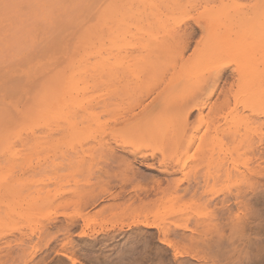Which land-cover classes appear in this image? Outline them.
I'll list each match as a JSON object with an SVG mask.
<instances>
[{
	"label": "rangeland",
	"instance_id": "374dc122",
	"mask_svg": "<svg viewBox=\"0 0 264 264\" xmlns=\"http://www.w3.org/2000/svg\"><path fill=\"white\" fill-rule=\"evenodd\" d=\"M243 15L263 16L264 0H0V264H211L207 250L175 256L159 242L155 228L126 226L152 206L139 213L143 203L136 194L153 180L169 177L160 174L156 162L169 152L157 141L151 147L156 159L145 162L141 156L151 149L133 158L122 145L131 150L143 138L171 129L182 112L170 96L152 102L153 93L175 70L197 64V54L206 48L192 49L211 17L220 24L223 16L237 22ZM251 27L243 23L246 30ZM190 28L196 34L181 62L180 39L168 36ZM249 43L253 46L244 36L227 48L215 41L207 49L224 50V60H231ZM232 67L226 68L219 89L228 87ZM207 107L200 132L210 128L213 113ZM196 115L194 110L189 120L195 122ZM100 138L102 145L96 142ZM88 185L99 198L94 204L75 199L53 206L51 200L62 202L67 192ZM162 202L151 210L164 222L189 205L187 199ZM189 206L186 213L194 212ZM258 212L264 223V208ZM63 213L76 220L70 235L59 226L46 230ZM257 238L264 260V229ZM188 244L184 247L191 249ZM65 248L67 256L60 253Z\"/></svg>",
	"mask_w": 264,
	"mask_h": 264
},
{
	"label": "bare ground",
	"instance_id": "6f19581e",
	"mask_svg": "<svg viewBox=\"0 0 264 264\" xmlns=\"http://www.w3.org/2000/svg\"><path fill=\"white\" fill-rule=\"evenodd\" d=\"M223 17H225L224 20L219 19L221 25L215 24L212 17L208 18L209 23L202 25L204 30L200 29V39L195 41L192 50L202 45L206 51L197 56L195 54L198 58L195 66L175 70L173 76L165 80L159 77L163 80L164 87L153 93L152 102L158 103L165 96L166 98L170 96L172 99L169 98V100H173L175 104L173 106L182 112L181 118L178 120L177 117L174 120L168 132L151 134L143 138L142 142L139 141L141 143L134 145V149L129 150V147L122 145L125 154L133 158L135 153H142L141 149L149 151L153 144H158L157 141L165 143V149L169 152L165 159H162L164 157L156 159L153 148L152 152L141 156V160L145 162L156 159L160 174L169 177L153 180L136 194L137 200L143 203L142 211L137 209L139 213L145 211L144 207L152 206L146 208L143 215L137 213L139 216L134 218L135 214L131 212L133 213L131 219H133L129 221L128 218L131 216L129 215L126 226L131 228L142 225L155 228L159 242L171 247L175 256L176 254L195 255L191 252L199 249L207 250L209 254H212L211 264H264L261 255L263 252L258 245L261 240H257L264 229V223H259L262 218L258 212L264 208V38L261 37L264 35V15L258 18L250 15L238 16L237 22L228 19V16ZM204 19L206 20L205 17L202 20ZM215 19L217 20L216 17ZM199 20L198 18L197 21ZM211 21L215 26L213 29L219 28V32H215V29L210 32ZM230 22L234 23V26L229 27ZM244 22H251L253 28L246 30L243 28ZM216 25L220 26L216 27ZM194 29L169 33L168 37L171 39H180L178 58L181 62L186 59L185 52L191 49L190 44L196 34ZM244 36L252 42L253 46L249 43L250 48L239 51L234 59L231 56V60H224V57L228 55L222 49L220 52V49L217 50V54L207 49L209 43L221 41L223 45L229 46ZM164 46L168 47L165 43ZM226 46L222 48H227ZM222 59L226 62L218 65ZM213 62L217 64L212 65ZM232 64L228 87L222 86L219 89V82L226 68L231 67ZM187 81L191 82L187 85L182 83ZM192 81L195 85L191 84ZM155 82L152 84L154 85ZM188 85L194 86L190 88ZM234 87L240 89V93H228V90ZM241 89L245 92L241 93ZM165 93L172 94L165 95ZM201 95L205 97L201 98ZM215 95V102L210 103L209 99ZM141 103V99L136 100L133 106ZM205 107L209 108L208 112L213 113V115L208 114L212 124L209 121L210 128L207 124L209 129L206 128L200 132L201 122L207 118L203 114ZM194 110H197L195 122L188 118ZM204 122L206 124L205 119ZM123 124L122 120V127L125 125ZM102 140L103 138H100L96 142L102 145ZM236 154L244 158L240 161ZM82 189L67 192L68 199L62 202H57L59 198L51 202L54 207H58L61 204L66 206L70 200L75 199L77 202L84 201L85 204L90 202L94 204L99 199L91 185ZM164 199L168 201L187 199L189 202L187 204L190 206H184L185 209L178 213L179 215L176 213L177 216L172 212L176 216L173 215L174 219H172V213L168 212L172 216L169 217L170 221L168 219L169 222H167L166 219V222L162 220L161 222L159 221L161 217L155 218L158 211L155 213L154 209L158 210L157 203L160 202L159 205H162ZM188 206H192L194 212L186 213V210L189 211L186 209ZM131 213L128 212V214ZM168 214L166 213L167 216ZM62 215V219L53 217L51 221H57L46 230L59 226L64 231L63 234L69 236L70 229L75 226L76 220L67 214ZM235 235L237 239L234 240ZM176 243L183 244L182 249L185 248V250L180 247L181 250H179ZM186 243H189L191 249L188 246L184 247ZM251 243L256 245L255 250L250 249L251 245L248 247ZM66 251L65 248L60 253L67 256ZM243 254L246 255L242 256ZM29 255L27 253L21 259L25 260ZM256 257L259 258L256 259Z\"/></svg>",
	"mask_w": 264,
	"mask_h": 264
}]
</instances>
